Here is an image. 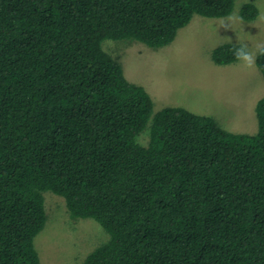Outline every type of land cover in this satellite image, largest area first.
Returning <instances> with one entry per match:
<instances>
[{"label":"trees","instance_id":"1","mask_svg":"<svg viewBox=\"0 0 264 264\" xmlns=\"http://www.w3.org/2000/svg\"><path fill=\"white\" fill-rule=\"evenodd\" d=\"M235 0H0V264H40L43 193L109 240L82 264H264V96L257 131L153 112L103 43L161 48ZM242 20L259 16L242 5ZM242 44L212 50L239 62ZM264 78V46L255 57ZM142 139V141L140 140Z\"/></svg>","mask_w":264,"mask_h":264},{"label":"rangeland","instance_id":"2","mask_svg":"<svg viewBox=\"0 0 264 264\" xmlns=\"http://www.w3.org/2000/svg\"><path fill=\"white\" fill-rule=\"evenodd\" d=\"M259 11L253 22L241 19L243 4ZM245 46L239 62L217 66L212 50L224 43ZM264 46V0H235L224 18L194 15L172 43L150 48L137 41H111L103 48L121 64L127 80L142 86L153 101L152 115L170 106L207 115L222 128L244 134L257 131L255 105L264 96V78L255 64ZM142 141V139H140ZM47 221L34 239L40 264H82L109 234L92 219H72L65 200L43 193Z\"/></svg>","mask_w":264,"mask_h":264},{"label":"clouds","instance_id":"3","mask_svg":"<svg viewBox=\"0 0 264 264\" xmlns=\"http://www.w3.org/2000/svg\"><path fill=\"white\" fill-rule=\"evenodd\" d=\"M245 59H247V57H245Z\"/></svg>","mask_w":264,"mask_h":264}]
</instances>
